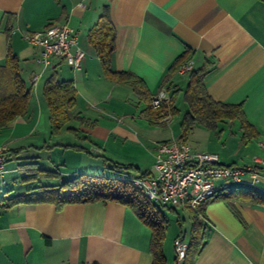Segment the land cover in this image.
Wrapping results in <instances>:
<instances>
[{"label":"crops","instance_id":"obj_1","mask_svg":"<svg viewBox=\"0 0 264 264\" xmlns=\"http://www.w3.org/2000/svg\"><path fill=\"white\" fill-rule=\"evenodd\" d=\"M105 13L116 33L112 70L142 78L151 98L161 90L168 99L174 95L175 114L158 117L154 108L149 114L150 98L106 73L90 39ZM54 21L76 29L86 53L80 68L60 57L45 66L39 61L42 48L25 39L26 32ZM186 46L193 51L192 70L209 69L208 93L217 101L242 103L253 125L245 139L237 119L215 128L196 124L186 143L217 152L225 164L245 165L264 156V0H0V64L15 54L32 88L28 111L0 129V146L9 154L2 195L38 192L79 173L114 176L111 162L131 165L125 173L130 178L153 174L158 144L178 141L182 133L192 70L164 78ZM53 73L76 88L77 116L59 132H53L43 93ZM40 169L58 176L39 174ZM234 207L236 212L222 199L205 205L198 219L205 246L193 264H264V204L235 201ZM163 211L169 220L163 242L167 264H183L175 260L174 240L181 235L190 244L196 217L184 206ZM169 212L176 215L174 229ZM151 236L135 212L116 201L60 207L31 201L0 208V264H153Z\"/></svg>","mask_w":264,"mask_h":264},{"label":"trees","instance_id":"obj_2","mask_svg":"<svg viewBox=\"0 0 264 264\" xmlns=\"http://www.w3.org/2000/svg\"><path fill=\"white\" fill-rule=\"evenodd\" d=\"M115 37L114 25L109 15L105 13L99 26L92 30L90 39L97 50L106 73L131 84L137 93L151 100L150 93L147 91V86L142 78L133 72L112 70L111 63L115 52ZM192 57L193 51L189 46H186L184 52L169 67L164 81L169 80L172 74L187 64ZM208 72L209 69L206 68L191 71L190 81L184 93V100L188 109L182 118V133L178 142L186 143L188 134L196 124L215 128L219 122L225 119L239 120L244 130V138L249 139L253 125L246 118L243 104L215 100L208 93L205 85V77ZM43 93L49 106L53 132H59L65 124L77 116L72 112L76 105L74 83L71 80H60L57 78L56 73H53L45 82ZM173 97L174 95L163 100L159 107H154L151 102L148 107L149 114L153 108L158 117L175 114L179 110L175 106ZM31 99L32 88L27 85L21 75L18 57L11 53L8 55L6 62L0 64V129L8 126L17 116L25 114L28 111ZM105 161L107 160L105 159ZM106 164H108V161ZM107 167L115 171L116 175L79 173L69 179L60 181L56 185L40 186L38 192H27L11 198L0 195V208H8L15 204L31 201H52L59 207L69 203L120 202L129 206L151 229L150 249L154 256L153 264H167L163 242L169 220L163 211V206L150 202L130 180L122 179V176L127 177L125 175L127 170L133 168L131 165L111 162ZM39 174L58 176L57 173L45 169H40ZM147 174L143 173L142 175ZM220 199L225 200L236 212L235 201L264 204V192L251 185L235 186L228 190L219 191L202 206L201 210H204L208 202ZM193 214L197 223L183 264H193L194 257L205 246V234L201 228V223L197 215L194 212ZM175 260L177 261V256Z\"/></svg>","mask_w":264,"mask_h":264},{"label":"built area","instance_id":"obj_3","mask_svg":"<svg viewBox=\"0 0 264 264\" xmlns=\"http://www.w3.org/2000/svg\"><path fill=\"white\" fill-rule=\"evenodd\" d=\"M25 39L42 48L39 61L52 66V58L60 57L71 67H81L86 56L78 46L77 31L68 23L51 22L44 29L24 34ZM192 62L180 70L191 71ZM167 94L164 90L152 96L154 107H159ZM264 149V142L261 143ZM9 156L7 148L0 146V184L6 183L5 172ZM153 174L141 177H125L130 180L152 203L161 206L187 207L198 218L203 217L202 206L221 190L239 185L256 186L264 181V156L255 155L245 165L225 164L219 154L193 150L187 143L165 141L157 146ZM177 261L187 256L189 243L179 235L174 240Z\"/></svg>","mask_w":264,"mask_h":264},{"label":"rangeland","instance_id":"obj_4","mask_svg":"<svg viewBox=\"0 0 264 264\" xmlns=\"http://www.w3.org/2000/svg\"><path fill=\"white\" fill-rule=\"evenodd\" d=\"M256 189L264 192V187H262V186H258ZM4 193H5V191L0 188V195H2ZM169 216L171 217V223H170L171 225H170V227L174 229L176 227V224H177L176 223V215H175V213H170L169 212Z\"/></svg>","mask_w":264,"mask_h":264}]
</instances>
